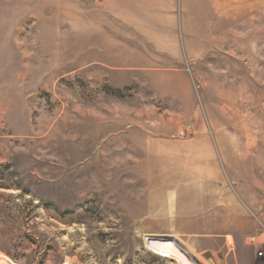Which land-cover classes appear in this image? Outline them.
Here are the masks:
<instances>
[{
    "label": "rangeland",
    "instance_id": "374dc122",
    "mask_svg": "<svg viewBox=\"0 0 264 264\" xmlns=\"http://www.w3.org/2000/svg\"><path fill=\"white\" fill-rule=\"evenodd\" d=\"M121 2L0 0V264H264V0Z\"/></svg>",
    "mask_w": 264,
    "mask_h": 264
},
{
    "label": "crops",
    "instance_id": "0c3cea01",
    "mask_svg": "<svg viewBox=\"0 0 264 264\" xmlns=\"http://www.w3.org/2000/svg\"><path fill=\"white\" fill-rule=\"evenodd\" d=\"M102 10H103L104 15L108 14L109 16L116 18L118 21L123 20V21L129 22L130 24H127L126 26L130 25L131 31H134L132 27H135V28L137 27L134 24V21H136V18H137V13L133 9L132 5L127 6L123 4L121 0H106V3L102 7ZM146 16L148 17L154 16V17L159 18L158 23L155 26V29H151L150 24L147 23L140 30L144 34H151L152 32L160 34L164 30L167 31V29H165L166 23L170 25L171 27V24H172L171 22L174 21L176 13H174L172 9H167L163 7L159 8L157 6L154 9L147 11ZM167 19H169V21Z\"/></svg>",
    "mask_w": 264,
    "mask_h": 264
},
{
    "label": "built area",
    "instance_id": "2783aa9c",
    "mask_svg": "<svg viewBox=\"0 0 264 264\" xmlns=\"http://www.w3.org/2000/svg\"><path fill=\"white\" fill-rule=\"evenodd\" d=\"M255 242L260 243L261 246L258 247ZM251 244L257 247L256 257L261 258V259L264 258V233L261 234L260 236H252Z\"/></svg>",
    "mask_w": 264,
    "mask_h": 264
}]
</instances>
